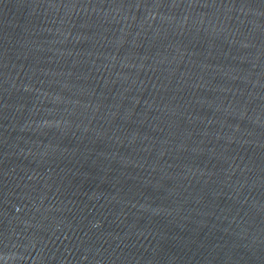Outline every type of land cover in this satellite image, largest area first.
Returning a JSON list of instances; mask_svg holds the SVG:
<instances>
[{
  "label": "water",
  "instance_id": "95a60500",
  "mask_svg": "<svg viewBox=\"0 0 264 264\" xmlns=\"http://www.w3.org/2000/svg\"><path fill=\"white\" fill-rule=\"evenodd\" d=\"M0 264H264V0H0Z\"/></svg>",
  "mask_w": 264,
  "mask_h": 264
}]
</instances>
